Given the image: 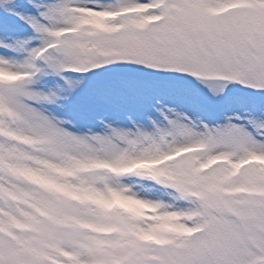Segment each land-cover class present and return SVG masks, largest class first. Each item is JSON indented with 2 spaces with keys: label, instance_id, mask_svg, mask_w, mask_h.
Returning <instances> with one entry per match:
<instances>
[{
  "label": "snow or ice",
  "instance_id": "6c2138e0",
  "mask_svg": "<svg viewBox=\"0 0 264 264\" xmlns=\"http://www.w3.org/2000/svg\"><path fill=\"white\" fill-rule=\"evenodd\" d=\"M0 50V264H264V0H0Z\"/></svg>",
  "mask_w": 264,
  "mask_h": 264
},
{
  "label": "rangeland",
  "instance_id": "374dc122",
  "mask_svg": "<svg viewBox=\"0 0 264 264\" xmlns=\"http://www.w3.org/2000/svg\"><path fill=\"white\" fill-rule=\"evenodd\" d=\"M28 34H29V32H28Z\"/></svg>",
  "mask_w": 264,
  "mask_h": 264
}]
</instances>
